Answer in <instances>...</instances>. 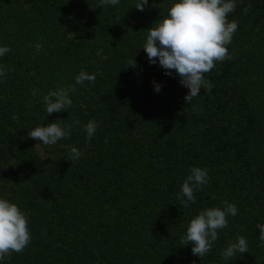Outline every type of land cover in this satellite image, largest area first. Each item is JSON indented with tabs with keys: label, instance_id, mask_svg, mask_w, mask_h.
<instances>
[{
	"label": "trees",
	"instance_id": "obj_1",
	"mask_svg": "<svg viewBox=\"0 0 264 264\" xmlns=\"http://www.w3.org/2000/svg\"><path fill=\"white\" fill-rule=\"evenodd\" d=\"M174 2L140 11L138 0H0V47L10 49L0 57V198L26 214L31 235L0 264H264V0H236L231 59L216 62L205 74L211 91L190 103L175 71L142 48ZM81 70L95 82L77 84ZM73 85L72 106L47 114L43 97ZM53 121L71 125L70 136L51 146L27 136ZM89 121L98 124L90 141ZM72 146L82 155L70 162ZM192 167L207 169L208 182L184 207ZM224 201L237 214L201 259L181 237ZM239 236L248 252L224 260Z\"/></svg>",
	"mask_w": 264,
	"mask_h": 264
},
{
	"label": "clouds",
	"instance_id": "obj_2",
	"mask_svg": "<svg viewBox=\"0 0 264 264\" xmlns=\"http://www.w3.org/2000/svg\"><path fill=\"white\" fill-rule=\"evenodd\" d=\"M120 0H100V7L105 5H118ZM148 5V0H138L135 7L143 11ZM237 7L236 0H175L167 10V15H162L152 27L147 29L148 34L143 49L151 64L157 63L165 70V74L171 75L173 71L179 76L182 86L189 89L184 99L190 103L194 97L200 94L203 88L211 91L212 83L205 79L216 62L231 59L227 45L232 41L233 34L238 28V22L229 21L228 15ZM252 7L248 4L244 13ZM10 49L7 46L0 47V57ZM128 66L136 67L137 62L129 60ZM5 74L4 67L0 66V76ZM96 76L81 70L75 77L77 84L85 81L94 83ZM155 91L159 92L161 85L155 83ZM71 88H60L50 91L43 97L47 114L59 113L72 106L69 96ZM195 110V109H194ZM14 120L19 117L13 115ZM56 121V120H55ZM50 122L46 126H36L30 129L27 136L44 145H55L58 140L70 136L71 125L62 127L57 122ZM79 124V121H75ZM98 124L89 121L83 125L86 139L91 140L97 130ZM82 153L72 146L68 160L75 161ZM208 182L207 169L192 167L184 180L181 191L178 194L181 204L188 207L194 203L196 197L194 191L200 190ZM186 198V199H185ZM224 206L209 207L194 216L181 237V246L192 245L191 251L201 259L208 253L213 242L218 239V230L228 226V217L237 214V206L234 203L224 201ZM259 240L264 246V223H259ZM31 235L26 214L17 204L5 198H0V261L12 253L22 252L30 243ZM248 252V243L243 236H239L236 242L230 243L222 252L224 260H233L243 253Z\"/></svg>",
	"mask_w": 264,
	"mask_h": 264
}]
</instances>
